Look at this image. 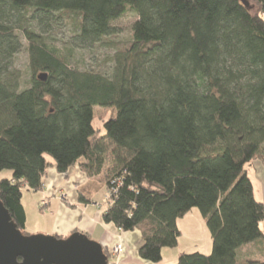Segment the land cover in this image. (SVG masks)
<instances>
[{"label":"trees","instance_id":"1","mask_svg":"<svg viewBox=\"0 0 264 264\" xmlns=\"http://www.w3.org/2000/svg\"><path fill=\"white\" fill-rule=\"evenodd\" d=\"M246 1L0 0V202L23 235L21 189L77 167L79 201L104 187L103 222L138 231L142 260L175 247L196 208L211 253L174 264H264V204L245 171L264 165V0ZM128 13L130 38L109 40ZM61 22L71 32L58 44ZM95 46L112 49L106 71L78 59ZM95 108L111 110L102 133Z\"/></svg>","mask_w":264,"mask_h":264},{"label":"rangeland","instance_id":"2","mask_svg":"<svg viewBox=\"0 0 264 264\" xmlns=\"http://www.w3.org/2000/svg\"><path fill=\"white\" fill-rule=\"evenodd\" d=\"M135 17L133 14L128 13L114 25L117 29V34L114 37H110L109 40H113L117 43L125 42L130 38L131 25L134 22ZM54 32L55 38L58 39V44L65 42L71 32V26L65 25L63 22L59 23L56 26ZM22 48L15 55L13 59V66L22 73V85L21 88L25 86V82L28 79V54L24 49L25 43L23 40ZM77 54L79 60L87 65V67H96L101 64V69L106 71L107 63L104 62V59L112 54V49L103 47V46H95L90 50H77ZM101 70V71H102ZM111 114L110 109L105 108H95V118L93 120V127L96 130L101 131L102 133V124ZM54 169V168H53ZM53 169H49L53 170ZM55 170V169H54ZM77 170H79L77 168ZM47 171V174H48ZM56 172V170H55ZM10 173L7 170L0 172V179L8 177ZM56 174L62 176L63 174ZM48 178V176H46ZM45 177V178H46ZM65 180V179H64ZM94 188L91 189V204L90 210L96 212L97 210H102L106 206L105 199V190L104 187H98L95 184H92ZM96 186V187H95ZM43 191V189L41 190ZM22 198L21 203L25 209L26 214V226L25 230L28 235H36V232H47L49 225V211L47 208V198L41 200L38 204L39 209L37 210L35 207V202L37 203L40 198V192H32L28 188L23 187L21 189ZM263 191L258 192L257 184H255V199H262ZM58 199H61L62 196H58L55 194ZM264 197V196H263ZM264 199V198H263ZM258 201V200H257ZM45 202L46 205L40 206V203ZM95 203V204H94ZM264 204V200L262 202ZM44 208V209H43ZM177 227L179 230V236L177 238V245L175 247L169 248L164 247L161 249V260L156 264H174L177 258L182 254H190L194 252L201 253L203 255H210L212 249V242L210 232L207 228L205 219L202 217L198 209H191L185 216L179 218L177 220ZM260 230L264 233V220L260 223ZM40 235V234H39ZM57 236V235H55ZM57 237H67V236H57ZM96 237V236H95ZM98 237V236H97ZM251 246L243 249L249 250ZM115 255L110 256L108 259V264L115 263Z\"/></svg>","mask_w":264,"mask_h":264},{"label":"crops","instance_id":"3","mask_svg":"<svg viewBox=\"0 0 264 264\" xmlns=\"http://www.w3.org/2000/svg\"><path fill=\"white\" fill-rule=\"evenodd\" d=\"M245 169L252 183L254 197L255 184H257L258 192L260 190L263 191L262 199L257 200L263 202V163L259 160H254ZM47 176L48 178L46 177L42 181L43 191H39L40 198L37 203L35 202V207L38 210L39 202L47 198V206L44 208L49 211L48 230L47 232H36L35 234L69 236L73 231L80 232L89 239L99 243L112 257L115 255L112 253L113 247L117 244L121 245L122 252L118 256H114V264H152L138 256V249L142 245L141 235L138 231L127 233L118 231L112 224L103 222L102 213L105 207L102 210L93 212L90 210L93 203L83 204L79 201L77 188L85 187L86 179L77 170V167L69 169L62 176L56 174L53 169L48 171ZM55 194L62 196L61 199H58Z\"/></svg>","mask_w":264,"mask_h":264},{"label":"water","instance_id":"4","mask_svg":"<svg viewBox=\"0 0 264 264\" xmlns=\"http://www.w3.org/2000/svg\"><path fill=\"white\" fill-rule=\"evenodd\" d=\"M239 1L247 5L246 0ZM107 263L103 247L80 232L64 239L55 235H23L0 202V264Z\"/></svg>","mask_w":264,"mask_h":264},{"label":"built area","instance_id":"5","mask_svg":"<svg viewBox=\"0 0 264 264\" xmlns=\"http://www.w3.org/2000/svg\"><path fill=\"white\" fill-rule=\"evenodd\" d=\"M44 205H46V203L45 202H42V203H40V206H44ZM122 252V246L121 245H115L114 247H113V250H112V253L113 254H115V255H119L120 253Z\"/></svg>","mask_w":264,"mask_h":264}]
</instances>
